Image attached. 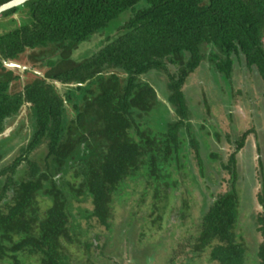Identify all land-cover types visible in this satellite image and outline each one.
I'll use <instances>...</instances> for the list:
<instances>
[{
  "label": "trees",
  "instance_id": "16d2710c",
  "mask_svg": "<svg viewBox=\"0 0 264 264\" xmlns=\"http://www.w3.org/2000/svg\"><path fill=\"white\" fill-rule=\"evenodd\" d=\"M25 9L28 20L20 14ZM124 12L127 17L100 48L82 60L71 57L81 41ZM16 13L18 24L0 32L1 56L28 62L61 85L28 70L21 79L0 61V134L24 104L34 117L26 141L0 167V262L150 264L157 242L146 245L148 224L159 225L169 212L180 224L191 215L188 194L198 187L191 156L205 177L183 89L204 58L200 46L210 48L206 58L225 78H231L235 61L254 70L264 98V0H27L0 18ZM150 70L166 78L168 117L162 124L150 122L160 102L146 79ZM250 132L233 140L222 164L228 185L210 188L193 233L188 229L166 248L164 264H197L200 258L208 264H264V210L252 223L259 239L246 229L253 240L247 244L237 230L246 196L237 153ZM203 152L210 162L218 157L215 150ZM261 167L257 197L264 208ZM129 183L140 187L134 206L147 210L137 214L131 207L119 229L112 226L115 203L132 194ZM86 201L88 207L74 206ZM92 220L107 232L90 234Z\"/></svg>",
  "mask_w": 264,
  "mask_h": 264
},
{
  "label": "rangeland",
  "instance_id": "374dc122",
  "mask_svg": "<svg viewBox=\"0 0 264 264\" xmlns=\"http://www.w3.org/2000/svg\"><path fill=\"white\" fill-rule=\"evenodd\" d=\"M20 14L25 20H28L29 15L26 9L23 10V15L22 13ZM13 16V19L0 18V32L11 29L18 24L19 13ZM126 17L127 13H122L105 29L97 31L87 40L81 41L72 51L71 57L78 61L90 56L103 45L107 37L112 35L115 31V25L122 22ZM200 48L204 58L199 67L187 77L183 89L188 105L190 129L193 133H197L199 142L202 145L201 157L204 160L203 171L205 172V177L202 179L199 176L196 167L197 160L194 156H191L192 171L196 175V184L199 187L193 185V189L191 188L188 194L190 203H192L190 208L191 215L180 224V219L177 220L175 218L177 216L175 212H169V214H165L166 216L169 215L168 217L164 216V219L161 218L159 225L150 226L148 224L147 228L144 227L146 230L144 236L147 240L146 243H148L146 245L151 248L149 243L153 245L157 242L155 249L153 247L154 259H152L150 264H164L169 255V249L166 248L171 244L177 245L176 243H179L181 236H186L188 229L193 233V223L199 213L198 210L202 204L203 197H206L207 192L211 190L210 188L220 191L228 185L229 175L226 169L222 167V164L226 162L229 153L233 150V140L243 131L249 129L251 132L246 136L243 148L237 153L240 189L245 190L246 193L239 207L241 226L237 230L243 233L244 241L247 244L252 243L253 240L245 233L246 229H250L257 239L260 237L259 233L255 231L254 222L257 214L264 210L257 197V193L260 192L261 188L259 174L261 165L258 164V160L261 162V168L264 171V98L261 95V81L254 70H249L243 62L239 61H235L230 79L215 73L206 58L210 48L204 44ZM17 62L40 70L28 64V62ZM13 70L20 77L23 76L21 79H24V71L28 69L19 71L17 68H13ZM28 71L35 73L31 70ZM146 75H148L146 76V79L149 80L148 82L156 89L157 98L160 101L150 112V122L153 124V122L157 121L162 124L168 117L163 105V103L166 104L163 100L167 97H165L167 94L165 93L167 91L165 89L166 78L163 72L159 70H150ZM29 107L26 105L15 119L10 120L9 124L7 123L6 128L0 134V152H2L0 167L17 154L20 146L26 141L33 129L34 117ZM18 127L21 128L17 130ZM215 132H218V138L214 137ZM200 136L202 137L201 139ZM42 148H44V145L37 148L33 154L39 153ZM210 149L218 153L217 159L211 162L206 159L203 152ZM184 183L189 185L188 179H185ZM206 185H209L208 190H206ZM241 185L243 188H241ZM126 188L128 191H132V194L125 200L122 199L119 203H115L112 217V226L119 227V229L121 219L131 207L132 211L137 212V214L141 213L142 210L144 212L147 210L143 205L134 206L140 187L135 183H129ZM122 202L123 204H121ZM78 205L80 207H88L89 202H74L75 207ZM175 205L178 204L176 203ZM171 221L176 224L178 222V225L174 226ZM91 224L92 226L89 228L90 234L93 232H107L95 220H92ZM81 225L84 228L86 227L84 219H81ZM198 260L197 264H208L204 258ZM127 263L126 260L124 262L122 260L120 264ZM0 264H4V262H0ZM24 264H34V262L31 259H27Z\"/></svg>",
  "mask_w": 264,
  "mask_h": 264
},
{
  "label": "water",
  "instance_id": "95a60500",
  "mask_svg": "<svg viewBox=\"0 0 264 264\" xmlns=\"http://www.w3.org/2000/svg\"><path fill=\"white\" fill-rule=\"evenodd\" d=\"M27 0H8L2 4H0V13L4 10H7L9 8L18 6V5H22L24 2H26ZM15 15V14H14ZM0 61L2 62L3 66L8 68V69H13V68H17L19 71H24L25 69L31 70L33 72H35L36 74L40 75L41 77H43L45 80L50 81V79L48 77H46L42 71L40 70H36L34 68H31L30 66H26L23 64L18 63L15 60H9V59H4L1 54H0ZM21 78H23V76H21ZM53 84L60 86L61 83L59 81L56 80H52L50 81Z\"/></svg>",
  "mask_w": 264,
  "mask_h": 264
},
{
  "label": "flooded vegetation",
  "instance_id": "af4514ba",
  "mask_svg": "<svg viewBox=\"0 0 264 264\" xmlns=\"http://www.w3.org/2000/svg\"><path fill=\"white\" fill-rule=\"evenodd\" d=\"M26 105H27V104H24V105L22 106V109H21V111L18 113V115L22 112L23 108H24ZM18 115H17V116H18ZM17 116H16V117H17ZM16 117H15V118H16ZM15 118H14V119H15Z\"/></svg>",
  "mask_w": 264,
  "mask_h": 264
},
{
  "label": "bare ground",
  "instance_id": "6f19581e",
  "mask_svg": "<svg viewBox=\"0 0 264 264\" xmlns=\"http://www.w3.org/2000/svg\"><path fill=\"white\" fill-rule=\"evenodd\" d=\"M244 60V59H243ZM196 155V154H195ZM233 174V173H232ZM68 189V188H67ZM109 202V201H108ZM260 220V219H259Z\"/></svg>",
  "mask_w": 264,
  "mask_h": 264
}]
</instances>
